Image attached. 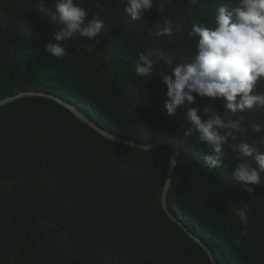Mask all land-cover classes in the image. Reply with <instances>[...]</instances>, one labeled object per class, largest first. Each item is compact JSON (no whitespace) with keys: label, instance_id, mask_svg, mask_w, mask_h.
<instances>
[{"label":"trees","instance_id":"1","mask_svg":"<svg viewBox=\"0 0 264 264\" xmlns=\"http://www.w3.org/2000/svg\"><path fill=\"white\" fill-rule=\"evenodd\" d=\"M226 2L154 0L133 21L122 0H84L87 19H105L99 43L86 37L62 42L70 55L58 59L44 50L56 42L58 26L37 11L41 0H0V99L47 92L125 139L171 140L181 153L167 194L170 212L206 243L217 264H264V186L247 192L232 179L240 161L228 145L223 167L210 172L199 133L184 135L192 126L185 110L170 116L165 107L162 74L173 76L176 65L193 61L188 31L196 23L213 26L216 8ZM44 5L54 8V0ZM165 20L176 26L172 35L150 39L148 31ZM151 49L164 59L148 77L136 76L138 54ZM258 90L264 92V84ZM194 95L189 107L200 109L202 119L209 104L226 121L244 117L237 143L264 137L251 127L264 123V107L225 114L222 99ZM170 154L166 145L143 150L113 142L48 97L0 106V264H212L162 207ZM243 206L247 226L234 213Z\"/></svg>","mask_w":264,"mask_h":264},{"label":"clouds","instance_id":"2","mask_svg":"<svg viewBox=\"0 0 264 264\" xmlns=\"http://www.w3.org/2000/svg\"><path fill=\"white\" fill-rule=\"evenodd\" d=\"M125 12L133 20L139 21L154 6V0H122ZM195 4L196 0H191ZM84 0H54V8L46 7L44 0L36 8L58 28L53 32L55 43L49 42L44 50L51 56L63 59L69 50L62 42L75 37H86L88 41L99 43L98 34L105 27V19L99 14L87 19L90 8L83 6ZM175 25L165 20L148 31L147 36L159 40L172 35ZM195 39L194 57L191 63H180L173 69V76L162 74V84L167 89L165 107L168 115H175L179 109L185 110L186 119L192 125L184 132L185 137L199 133V140L207 146V154L202 163L210 172L224 164V146L228 145L240 162L232 169V179L241 184L243 190L254 191L253 186H264V151L257 145H264V137L251 144L240 141L237 135L243 131L244 117L226 121L211 105L203 109L206 119L198 115L200 109L189 107L200 98L222 99L225 114L244 113L255 106L264 107V92L259 86L264 84V0H227L214 13L213 26L205 23L193 24L187 33ZM92 51V46L87 49ZM134 73L148 77L157 60L164 59L158 49L142 51L138 54ZM252 131H264V123L252 124ZM231 141V143H229ZM254 160L256 166L250 162ZM176 165V157L170 161ZM239 222L250 223L247 206L234 209ZM244 235H247L245 232ZM240 245L239 239L233 240Z\"/></svg>","mask_w":264,"mask_h":264},{"label":"water","instance_id":"3","mask_svg":"<svg viewBox=\"0 0 264 264\" xmlns=\"http://www.w3.org/2000/svg\"><path fill=\"white\" fill-rule=\"evenodd\" d=\"M26 96H42V97H48L50 99L55 100L57 103L61 104L62 106H64L65 108H67L70 112H72L79 120H81L83 123L87 124L89 127H91L92 129L96 130L99 134H101L103 137L116 142V143H120V144H124V145H128L131 147H136L139 149H143V150H154L158 147L161 146H168L171 150V154H170V159H169V163H168V168H167V174H166V180L165 183L162 187V193H161V204L163 209L165 210V212L167 213V215L173 220L176 221L178 225H180L185 231L186 233L192 238L194 239L197 243H199V245L205 250V252L208 254L211 263L212 264H217L215 257L212 253V251L210 250V248L206 245V243L199 238L198 236H196L194 233H192L180 220H178L169 210L168 205H167V194L172 182V177L174 174V170L175 167L177 165V161H178V157L181 153L180 147L173 143L171 140L169 139H160L157 140L155 142H151V143H138L135 142L133 140H129V139H125L123 137H120L114 133H111L109 131H107L106 129H104L102 126H100L97 122H95L94 120H92L88 115H86L83 111H81L79 108H77L75 105L71 104L70 102L62 99L59 96L47 93V92H42V91H36V90H27V91H22L19 92L17 94H13L10 96H7L5 98L0 99V106H4L16 99L22 98V97H26ZM173 156L176 157V165L175 167H172V165L170 164V161L172 160Z\"/></svg>","mask_w":264,"mask_h":264}]
</instances>
